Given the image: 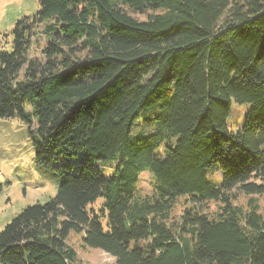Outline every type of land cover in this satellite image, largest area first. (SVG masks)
Wrapping results in <instances>:
<instances>
[{"label": "trees", "instance_id": "trees-1", "mask_svg": "<svg viewBox=\"0 0 264 264\" xmlns=\"http://www.w3.org/2000/svg\"><path fill=\"white\" fill-rule=\"evenodd\" d=\"M38 2L0 49V117L61 184L0 231V262L79 264L76 230L116 264H264V215L231 194L264 195V0Z\"/></svg>", "mask_w": 264, "mask_h": 264}, {"label": "rangeland", "instance_id": "rangeland-1", "mask_svg": "<svg viewBox=\"0 0 264 264\" xmlns=\"http://www.w3.org/2000/svg\"><path fill=\"white\" fill-rule=\"evenodd\" d=\"M39 8L38 0H0V49L12 50V30L17 20L23 16L34 15ZM137 19L144 20L148 12H130ZM46 39L42 32L33 37L29 56H41ZM248 104H232L229 122L235 127L244 118ZM31 124L19 117H0V231L11 219L28 205L45 202L56 195L61 184L60 174L53 168L40 166L36 161V148L30 133ZM264 147V145H263ZM153 176L149 171L140 175L138 188L143 194H151ZM234 202L248 208L250 198H255L259 211L264 215V195H248L238 188L232 191ZM98 199L95 206L102 203ZM184 198H180L172 210L173 217H178L185 207ZM218 204L207 201L200 207L210 213ZM83 232L72 230L67 242L78 254L79 264H116L115 257L100 248L86 246ZM0 264H3L0 262Z\"/></svg>", "mask_w": 264, "mask_h": 264}]
</instances>
